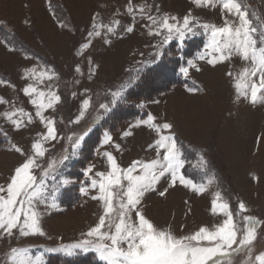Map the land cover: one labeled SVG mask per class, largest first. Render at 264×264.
Here are the masks:
<instances>
[{
    "label": "rangeland",
    "instance_id": "rangeland-1",
    "mask_svg": "<svg viewBox=\"0 0 264 264\" xmlns=\"http://www.w3.org/2000/svg\"><path fill=\"white\" fill-rule=\"evenodd\" d=\"M128 2L129 0H0V78L11 81L16 86L12 88L0 85V98L34 114L29 98L21 91L27 83L22 79V74L26 67L46 63L59 73V80L55 83L62 102L57 105L55 112L49 110L45 115L56 118L60 136L67 137L84 130L98 114L99 104L108 102L110 92L129 80L132 83L125 98L132 93V99L127 98V104L140 111L129 118L116 121L112 113L114 107L94 127L79 155L67 162L62 170V175L73 183L61 188L57 194V208H39L41 225L47 235L0 237V264H4L10 247L28 248L35 255L60 243L80 239L82 232L98 222L101 204L90 198L96 193L90 192L89 196H84L79 191L81 184L88 182L84 173L89 166H94L93 173L107 171V160L102 155L104 151L112 152L121 167L125 168L133 160L154 158V150L148 149V145L156 138L154 130L146 125L134 126L137 120L147 119L148 114L155 115L157 123L173 124L172 131L178 140L195 150L187 153L191 161L183 170L187 179L197 184L207 182L203 171L195 166L197 153L201 152L209 161V169L216 177L202 195L179 185L170 189L166 197H160L155 192L147 193L142 207L148 218L158 226L170 228L176 235L192 233L200 226L211 228L224 219L222 215H213L210 211L211 200L215 192L219 191L233 210L239 201H243L249 209L246 214L264 221V105H252L245 100L237 102L233 81L225 74L227 71L239 72L244 66L243 62L234 58L212 67L204 61H197L201 71L190 69L188 78L180 72L179 81L172 83L170 65L167 66L165 61L175 57L183 60L180 67L187 66V60L195 59L197 53L204 50L207 37L202 34L188 38L182 48L178 40H173L165 46L164 56L158 61L154 60L153 45L161 38L148 35V29L144 27L147 21L140 20L138 13L137 19L133 21L126 11ZM144 2L145 0H132L134 5ZM147 2L158 5L162 13L182 18L191 11L202 23L217 26L223 23L224 13L219 5L197 7L192 0ZM97 14L105 24L119 20L124 27L134 24L135 29L132 33L121 30L117 35L109 37L111 44L104 43L101 38H93L92 45L80 54L81 44L87 42L92 17ZM60 22L66 26L60 27ZM10 47L15 51H9ZM187 53L193 54L185 57ZM77 66L81 68L83 75L76 72ZM136 86L143 89L139 91L141 94L148 91V96L158 88L166 86V89L158 91L152 99H146L143 96L136 97ZM186 86L198 90L188 92ZM85 89H88L87 93ZM73 92L77 93L75 97ZM85 96L92 98V108L88 115L78 125L69 123L78 114ZM140 104L145 107H139ZM8 108L9 105L0 104V112ZM61 119L63 123H60ZM0 128L8 132L7 137L0 134V185H3L23 159L18 153L9 150L11 144L15 143L28 151L37 132L45 129L37 119L27 128L16 131L2 118ZM105 130L110 132L114 143L121 145L120 151H116L113 144H102ZM124 131H131L132 135L123 137ZM45 147L50 149V156L58 157L68 147V142L66 139L53 141ZM166 185L167 181L162 180L158 188L162 189ZM261 253H264V234L254 245L252 264H258L255 257ZM54 254L59 253L45 252L46 261ZM88 254L98 261L94 254ZM235 259L240 264L247 259V254H241Z\"/></svg>",
    "mask_w": 264,
    "mask_h": 264
},
{
    "label": "snow or ice",
    "instance_id": "snow-or-ice-1",
    "mask_svg": "<svg viewBox=\"0 0 264 264\" xmlns=\"http://www.w3.org/2000/svg\"><path fill=\"white\" fill-rule=\"evenodd\" d=\"M192 2L197 7L219 5L224 13L222 25L202 23L191 11L182 18L162 13L158 5L149 4L147 0L139 5L129 0L126 11L133 21L137 19L138 13L140 20L147 21L144 27L148 29V35L161 38L153 45L154 60L158 61L164 56L165 46L171 41L178 40L182 48L186 39L203 34L207 37L204 50L198 52L195 59L187 60V66L180 67L181 74L188 78L190 69L201 71L197 61L215 67L238 58L244 64L242 69L237 73H225L233 81L236 101L245 100L252 105H264V16L255 10L250 11L249 0ZM59 26L63 28L66 25L60 22ZM134 29V24L124 27L119 20L105 24L97 14L92 17L87 42L81 44L80 54L92 45L93 38H101L104 43L111 44L109 37L117 35L121 30L132 33ZM9 51L15 49L10 47ZM75 70L83 75L79 66ZM22 79L27 83L21 91L29 98L34 114L0 98V104L9 105L8 109L0 112V118L16 131L27 128L38 119L45 131L37 132L28 151L15 143L9 149L23 159L14 168L6 184L0 185V237L8 238L47 235L41 225L40 206L45 209L57 208V194L61 188L73 183L62 175L63 168L79 155L94 127L124 101L125 93L132 83L129 80L111 91L110 100L99 104L98 114L84 130L63 137L58 133L56 118L45 115L49 110L55 112L57 105L62 102L55 83L59 80V73L44 63L26 67ZM0 85L16 87L11 81L2 78ZM186 89L188 92L198 90L188 86ZM87 92L88 89H85ZM76 95L73 92V97ZM139 107L145 105L140 104ZM91 108L92 98L85 96L78 114L69 123L80 124ZM156 121L155 115L148 114L147 119H139L134 125H146L154 130L156 138L148 145V149L155 152L154 158L133 160L125 168L121 167L112 152L104 151L102 155L107 160V171L93 173L94 166L86 169L84 175L88 182L82 183L79 191L84 196L95 192L90 198L98 201L102 208L94 226L82 232L81 238L74 242L60 243L35 255L28 248L10 247L4 264H47L45 252L68 257L92 253L100 264H237L235 258L246 253L247 259L240 264H252L254 245L264 234V221L246 214L249 209L243 201H239L233 210L221 192H215L210 211L213 215H222L224 219L211 228L200 226L189 234L176 235L170 228L156 225L145 215L142 204L147 193L155 192L160 197H166L170 189L179 185L202 195L216 180L202 152L197 153L195 166L203 171L207 182L197 184L187 179L183 172L185 165L191 163L187 153L195 150L178 140L172 131L173 124ZM60 123H63L62 119ZM0 134L8 136L3 128H0ZM130 135L131 131L123 132V137ZM65 139L68 147L58 157L50 156V149L45 145ZM102 144H113L116 151L121 150V145L113 142L107 130L103 132ZM162 180H166L167 185L160 189L158 185ZM255 260L258 264H264V253L257 255Z\"/></svg>",
    "mask_w": 264,
    "mask_h": 264
},
{
    "label": "trees",
    "instance_id": "trees-1",
    "mask_svg": "<svg viewBox=\"0 0 264 264\" xmlns=\"http://www.w3.org/2000/svg\"><path fill=\"white\" fill-rule=\"evenodd\" d=\"M249 3L252 10L257 11L258 14L264 16V0H249ZM191 54L187 53L185 57L190 56ZM165 63L168 64L167 66L170 65V70L172 72V78L170 77L172 79L171 82L173 83L176 80L179 81L178 79L180 77L178 67H180L179 65L181 63H183V60L181 61L179 58L172 57V60L168 59L167 61H165ZM141 86H143V84ZM141 86L134 87V91H137L136 93H138V96L136 94V97L143 96L146 99H152L151 97L154 96L158 91L166 89V86H164V88H158L152 92L151 96H148V91H146L145 94H141V92H139L140 90H143L142 88H140ZM127 98L132 99V93L130 95L127 94L125 98L126 101H124L122 104L117 105L112 111L114 117L113 119H116V121L124 120L140 112L139 109H136L133 105L127 104ZM46 262L47 264H80L84 262H89L90 264H100L99 261L95 260L90 254H80L72 257L54 254L51 255Z\"/></svg>",
    "mask_w": 264,
    "mask_h": 264
}]
</instances>
